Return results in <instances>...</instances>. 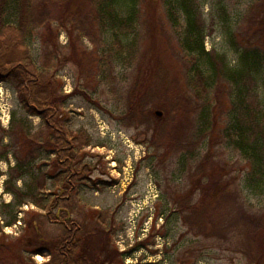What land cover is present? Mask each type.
<instances>
[{"label": "rangeland", "instance_id": "obj_1", "mask_svg": "<svg viewBox=\"0 0 264 264\" xmlns=\"http://www.w3.org/2000/svg\"><path fill=\"white\" fill-rule=\"evenodd\" d=\"M193 2L198 26L205 32V48L211 52L209 57L225 59L230 67H236L239 53L232 46L233 41L244 46L248 39L243 38L252 34L259 36L256 40L263 38L252 46L264 52V26L259 24L264 20V2H259L252 12L254 0ZM87 9L88 6L84 11ZM173 19L175 24L162 0L142 1L140 58L131 67H99L105 60L102 53L109 46L99 31L92 33L94 39H81L72 30L61 31L55 49L52 48L55 59L45 56L48 45L44 37H53L50 29L44 30V36L40 32L29 39L39 65L50 62L56 66L63 61L57 72L62 94L69 95L63 119L69 130L85 134L90 144H81L78 158L83 156V161L94 165L92 178L83 180L78 190L68 200L60 201L59 206L69 208L72 217L83 224L93 249L94 241L109 242V247L102 250L103 258L111 252L116 254L109 264H250L244 250L248 239L237 219L248 229L260 223L264 188L248 186L250 163L228 142L229 83L220 76L222 85L214 83L204 98L189 86L190 57L181 41L187 22L181 14ZM74 48L78 50L77 59L75 55V59L65 62L67 55L76 53H72ZM253 84L249 79V86L255 88ZM260 86L255 93L249 91L248 103L264 108V84ZM133 93L142 94L148 111L161 119L166 127L164 139L157 133L159 124L154 121L131 123L127 114L129 95ZM204 100L212 104L210 123L214 127L193 143L188 137L195 126L199 109L196 106L204 104ZM167 117L169 121L165 120ZM261 123L264 125V118ZM0 128L10 131L6 134L0 129V154L10 151L8 160L0 158L2 262H47L62 226L48 220L45 208L30 200L22 206L14 205V195L6 190V180L19 172L15 169L17 157L24 160L32 139L24 131L31 129V133H36L44 129L42 118L23 106L10 81H0ZM207 152L210 158L204 162ZM53 159L50 152H43L34 161L42 180L45 172L57 170ZM29 181L30 176L26 175L15 183L24 190ZM52 183L47 180L43 196L56 191ZM218 186L225 187L222 197ZM212 201L215 205L203 216L207 224L202 231L200 223L189 218L192 207L202 212L204 203ZM9 202L11 206H6ZM15 212L16 222L7 225ZM221 227L229 230L221 231ZM38 254L42 260L37 259Z\"/></svg>", "mask_w": 264, "mask_h": 264}, {"label": "trees", "instance_id": "obj_2", "mask_svg": "<svg viewBox=\"0 0 264 264\" xmlns=\"http://www.w3.org/2000/svg\"><path fill=\"white\" fill-rule=\"evenodd\" d=\"M142 1L78 0L77 3L76 0H0V81L12 82L23 106L31 114L39 115L44 123V129L41 132L31 133V129L24 131V135L32 139L28 142L24 160L17 157L18 163L15 169L19 172L6 180V190L14 195L16 199L14 205L22 206L30 200L39 207L45 208L48 220L59 223L63 228L59 240L53 244L50 259L40 264H109L112 263L110 260L116 254L111 252L103 258L102 250L109 247V242L99 244L94 241L93 246H96L93 249L92 243L90 241L88 243V234L83 224L72 217L69 208L59 206L60 201L68 200V196L78 190L83 180L92 178L94 165L83 161V156L78 158L81 144H90L85 134L69 130L66 127L67 121L63 119V110L69 98V95L62 94L61 82L57 78L58 68L64 65L63 61L56 66L50 62L39 65L29 39L40 32L41 36H44V30L50 29L53 37L49 39L44 37L48 45L45 56L49 54L47 58L55 59L56 51L53 49L61 31L71 33L72 30L81 39L89 36L94 39L92 33L99 31L107 38L109 46L102 53V59L105 60L98 66L108 64L113 68L120 64L131 67L140 58L138 28ZM162 2L167 8L172 24L176 23L173 18L178 14L184 15L187 22L181 41L184 51L190 57L188 59L189 86L201 98H204L205 93L214 83L218 82L222 85V80L219 82L220 76L224 78L223 82L229 83L227 92L231 97V109L229 132L226 136L229 144L238 148L250 163L248 186L254 189L264 188V125L261 123L264 118V108L255 102L253 105L248 103L249 91L255 93L261 87L260 85L264 84V52L252 46L263 38L256 40L259 38L257 34H252L248 38L244 37L243 39H248L249 44L244 46L238 41L235 43L233 41L232 46L239 53V60L236 67H230L225 59L209 57L211 52L205 48V32L198 26L193 0H162ZM259 2L264 0H254L251 12L257 8ZM87 6L88 9L85 12L84 8ZM259 24L263 27L264 20H261ZM75 50L76 53L73 55H67L65 62L75 59V55L77 59V48H74L72 53ZM111 68L109 67V70ZM249 79L254 82L255 88L249 86ZM140 95L142 94L129 95L130 113L127 117L131 123L156 122L159 124L158 127L156 126L157 133L159 132L160 138L164 139L166 127L164 128L155 112L148 111L145 106L146 99L144 101ZM187 97L190 99L189 96ZM203 103L196 106L199 109L194 121L195 126L192 135L188 137L193 143L195 140H200L203 135H208L209 132L206 131L210 130L209 127H214L210 123L212 104L205 100ZM137 114L139 115L136 116ZM165 120L169 121L168 117ZM1 130L10 134V131L6 129ZM9 152L6 150L1 153L0 158L8 160ZM43 152H50L54 156L53 166L57 170L53 173H43L42 180L40 171L35 169L34 161ZM209 158V152H207L203 161ZM26 175L30 176V181L25 183L26 189L23 190L16 185L15 181ZM201 175L205 174L201 173ZM48 179L53 181L52 185L56 191L47 197L43 196L42 192L47 186ZM223 189H225L224 186L218 189L219 196L224 194ZM214 205V201L204 203L202 212L192 207L193 211L189 218L197 225L200 223L202 231L207 224L203 216L209 214ZM6 206H11V202ZM16 220L17 212L12 215L7 225L15 223ZM188 220L186 219V223ZM241 223L242 220L238 218L237 224L240 228H244L248 239L247 247L244 249L242 246L246 250L250 264H264V214L255 228L250 226L248 229V225ZM224 230L229 229L226 227L222 230L221 227V231ZM1 258L3 257L0 253V264H4Z\"/></svg>", "mask_w": 264, "mask_h": 264}, {"label": "bare ground", "instance_id": "obj_3", "mask_svg": "<svg viewBox=\"0 0 264 264\" xmlns=\"http://www.w3.org/2000/svg\"><path fill=\"white\" fill-rule=\"evenodd\" d=\"M38 260H42V256L40 254L37 255Z\"/></svg>", "mask_w": 264, "mask_h": 264}, {"label": "water", "instance_id": "obj_4", "mask_svg": "<svg viewBox=\"0 0 264 264\" xmlns=\"http://www.w3.org/2000/svg\"><path fill=\"white\" fill-rule=\"evenodd\" d=\"M158 114L160 115V114H161V112H160V111H158Z\"/></svg>", "mask_w": 264, "mask_h": 264}]
</instances>
